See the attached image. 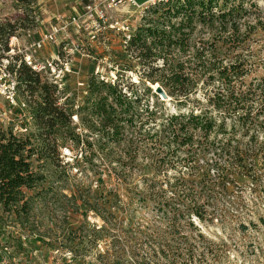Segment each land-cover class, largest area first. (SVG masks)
I'll return each instance as SVG.
<instances>
[{"label":"trees","instance_id":"1","mask_svg":"<svg viewBox=\"0 0 264 264\" xmlns=\"http://www.w3.org/2000/svg\"><path fill=\"white\" fill-rule=\"evenodd\" d=\"M19 1L28 11L14 23H0L3 47L17 27L37 25L35 0ZM257 13L253 0L147 3L124 44L136 60L138 82L123 85L93 72L79 103L21 64L19 90L27 95L33 128L20 136L0 130V231L10 227L5 243L12 246L8 253L0 248V260L53 249L69 252V264H93L85 254L101 244L99 264H209L205 259L215 257L218 247L199 224L223 226L236 218L219 209L217 199L235 191L237 176L258 187L264 170V62L250 48L261 21H248ZM156 84L173 110L153 91ZM64 147L74 153L71 162L63 159ZM34 161L36 167L51 166L48 186ZM76 165L81 174L107 170L115 182L99 198L80 184L73 189L77 199L62 194L75 214L84 206L85 216L94 211L103 223L90 227L79 221L63 240L45 236L35 200L45 199L60 179L69 180ZM135 169L142 173L137 183ZM119 186L127 199L119 197ZM139 209L157 214L143 222ZM258 220L264 223L262 216ZM239 227L247 225L239 221ZM227 248L221 251L228 254Z\"/></svg>","mask_w":264,"mask_h":264},{"label":"rangeland","instance_id":"2","mask_svg":"<svg viewBox=\"0 0 264 264\" xmlns=\"http://www.w3.org/2000/svg\"><path fill=\"white\" fill-rule=\"evenodd\" d=\"M138 5H132L126 0H120V4L116 6V16L122 20L126 29L123 32L132 33L134 28L140 23V16L143 13V6L140 5L143 0H134ZM257 2L260 8V13L252 15L248 18L249 22L256 23L257 20L261 21V24L257 25L252 33V42L250 48L253 51L255 60L264 62V0H253ZM40 2V4L38 3ZM43 5L49 9L52 8L53 13H61L67 17L81 15L80 20H83L82 14L84 12L83 5L79 0H35V4H32L35 13L36 26L31 29L28 35L24 28L17 27L15 33L19 35L23 41L34 40L43 25L39 23L46 19L47 14L43 13L40 7ZM26 10L28 7L21 3L19 0H0V23L11 22L14 23L20 18L26 16ZM48 14H50L48 12ZM259 18V19H257ZM53 20L54 24L59 25V20ZM50 20V21H51ZM44 22V26H48V22ZM44 29V28H43ZM70 41L72 42L73 51L71 52V73L66 76L65 85L63 90L72 92V97L75 98V102L79 103L82 96L86 92L85 86H79V81L87 82L89 74L98 72L103 74L107 78L116 77L117 82L124 84H136L138 82L135 69L137 68L136 60L130 57L124 49V43L122 42L123 34L114 33L108 31L107 35L109 39L104 43L102 38L99 40H90V35L87 30L79 29L77 26L70 27L69 30ZM101 37V36H100ZM262 71L255 70L256 75H260ZM65 86L67 87L65 90ZM160 98V97H159ZM160 100H162L160 98ZM165 101L164 107L173 110L172 104L169 100ZM163 107V106H162ZM21 126L28 127L27 131L21 135L27 134L32 130V122L28 118L23 122ZM80 131V129H77ZM12 133V132H11ZM13 134V133H12ZM19 133L14 134L18 136ZM246 141V138L244 139ZM63 159L71 162L73 159V152L69 151L67 147L62 148ZM34 170L42 169L40 173L47 177L44 186L49 185L51 177V166L43 165L37 166V162H33ZM76 167L72 168L71 177L69 180L64 181L60 179L58 183L54 184L55 189L50 191L48 195H45V199L36 198L35 214L40 221V231L45 236L51 238H58L63 240L64 234L69 229V226L77 227L79 221H85L88 226L101 225L103 223L99 214L94 211L88 210L86 216L81 209L74 213L70 200L68 201L62 194H66L75 197L74 186L80 184L81 188L92 189V192L96 198L104 192L105 188L114 187L115 182L111 176L108 175L107 170H104L99 175H93L91 173H78ZM261 170V169H260ZM149 176L155 175L152 172H146ZM140 173L136 169L133 171L132 180L137 183L140 179ZM145 174V173H144ZM173 172H168L167 175H173ZM162 175V174H158ZM260 181L258 187L254 182L243 176H237L235 191L231 192L227 196H219L217 199V207L226 211L229 216H236V218H229L223 226L219 222L208 223L207 225L199 224L202 232L208 237L214 240L218 249V253L215 257H209L205 259L209 264H264V223L258 220L259 216L264 218V170L260 173ZM27 195L32 194V190L23 189ZM119 197L127 199V191L123 186H119ZM86 196V195H85ZM137 216L143 220H148L151 216H156L155 211H147L145 209L137 210ZM157 214V213H156ZM68 217V218H67ZM65 218H67L65 220ZM68 222V223H65ZM239 221L247 225L246 229L239 227ZM252 222V223H250ZM165 225V222H163ZM10 231V227L0 231V248L6 246V253L11 251L12 246L5 243L7 240V233ZM17 236L24 238L23 231L16 226ZM45 240H48L45 237ZM222 243V244H221ZM10 245V246H9ZM223 245L228 246L229 253L224 254L221 251ZM100 244L96 249H92L85 254V260L89 263L99 264L96 260V253L98 250H102ZM31 257H25L22 253H16L13 260H9L6 257L8 264H69L72 255L64 250L51 249L47 253H40L33 251L30 254ZM204 264V263H202Z\"/></svg>","mask_w":264,"mask_h":264},{"label":"built area","instance_id":"3","mask_svg":"<svg viewBox=\"0 0 264 264\" xmlns=\"http://www.w3.org/2000/svg\"><path fill=\"white\" fill-rule=\"evenodd\" d=\"M126 1L138 5L134 0ZM120 3V0H92L82 7L83 20H80L81 15L72 17L55 15L52 19L59 20V25L51 20L34 40L25 42L15 33L8 38L6 47L0 44V130L11 129L13 134L19 133L20 136L28 129L21 124L28 118L31 121L27 95L21 94L19 90L18 70L21 64H25L43 79L63 89L66 76L72 71L73 44L69 40L70 27L77 26L79 29L87 30L91 42L102 38V42L105 43L109 39L107 32L111 30L114 33H122L124 37L122 42L126 43L131 33L123 32L126 29L125 24L115 14L116 6ZM30 31L27 30L28 35ZM46 48L49 50L43 54ZM98 74L106 81L114 82L116 79ZM86 83L79 81L78 85L86 87ZM65 96L70 94L65 92ZM72 120L77 123V116L73 115ZM0 264L7 263L0 260Z\"/></svg>","mask_w":264,"mask_h":264},{"label":"crops","instance_id":"4","mask_svg":"<svg viewBox=\"0 0 264 264\" xmlns=\"http://www.w3.org/2000/svg\"><path fill=\"white\" fill-rule=\"evenodd\" d=\"M152 0H143L141 3H139L140 5H145V4H147V3H149V2H151ZM39 4H40V2H38ZM41 5V4H40ZM40 9H42L41 11H43V13H46L47 14V16H46V19L45 20H43V21H45V22H50V20H51V17L52 16H55V15H64V14H61V13H58V12H56V13H53L52 12V8H49V9H47L44 5H43V7L41 6L40 7ZM48 12L50 13V14H48ZM43 21H41L40 23H39V25H41V23H42V25H43V28H45V24H44V22ZM43 28H41V30H39L38 31V33L36 34V37H38V35L40 34V32H42V30H43ZM47 50H49V48H46L44 51H43V54L45 53V52H47ZM47 54V53H46ZM66 86H65V90H66ZM66 92L68 93V94H70V96H72V92H70V91H68V90H66Z\"/></svg>","mask_w":264,"mask_h":264},{"label":"water","instance_id":"5","mask_svg":"<svg viewBox=\"0 0 264 264\" xmlns=\"http://www.w3.org/2000/svg\"><path fill=\"white\" fill-rule=\"evenodd\" d=\"M153 91L162 99V100H166L168 101L170 98L168 97V95L166 94V92L164 91V89L159 85L156 84L155 86H152Z\"/></svg>","mask_w":264,"mask_h":264}]
</instances>
